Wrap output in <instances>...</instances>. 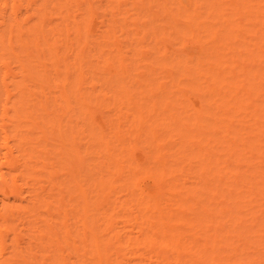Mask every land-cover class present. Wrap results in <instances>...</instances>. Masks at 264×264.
<instances>
[{
  "label": "bare ground",
  "instance_id": "obj_1",
  "mask_svg": "<svg viewBox=\"0 0 264 264\" xmlns=\"http://www.w3.org/2000/svg\"><path fill=\"white\" fill-rule=\"evenodd\" d=\"M24 1L0 0V264H264V126L256 124L264 122V0L232 7L220 0L206 14L205 0L136 1L141 16L113 7L119 0H58L53 15L68 17L62 22L58 13L59 26L50 24L49 5L44 25L38 0V23L25 18L28 27L18 10L25 5L27 15ZM95 4L107 22L96 35ZM69 10L78 17L70 21ZM223 49L238 66L229 67ZM212 104L229 108L228 122L213 113L216 124L205 123ZM205 133L217 143L208 152ZM136 149L143 155L133 159ZM208 166L218 175L229 168L226 186L219 176L207 195L231 210L205 247L196 242L205 240V226L192 220L200 219L202 200L188 197L205 187ZM144 182L158 191L140 192ZM21 183H32L31 191ZM255 213L260 225L238 221ZM20 219L33 224L19 230ZM134 219L155 224L133 236L125 223ZM239 240L248 247L220 251ZM206 249L214 259H205Z\"/></svg>",
  "mask_w": 264,
  "mask_h": 264
},
{
  "label": "rangeland",
  "instance_id": "obj_2",
  "mask_svg": "<svg viewBox=\"0 0 264 264\" xmlns=\"http://www.w3.org/2000/svg\"><path fill=\"white\" fill-rule=\"evenodd\" d=\"M30 1V3L31 2H36V0H29ZM29 1H24V2H29ZM38 1V0H37ZM41 1V0H40ZM40 1H38L37 3L39 4V5H37V3L36 4H32V5H30L29 3L27 4V3H24V2H22V3H24V4H26V11L29 13V14H33V16H31V15H29L28 17H27V15H28V13H27V15H26V12L24 11L25 10V5H24V7L23 8H21V9H18L19 10V14L21 15V16H23V15H25L24 16V18H20L21 20H20V22H22V24L21 25H23V24H26L25 23V21H27V20H33L34 22H35V19L34 18H37V16L35 17V15H37V8L39 9V7L41 8L42 6V4H43V6H44V9H43V11L44 12H42V14H44L45 12V16L44 15H42L43 17V22H44V25L46 24V26H48L49 25V23L48 22H50V17H52V19H51V22H50V24L51 23H54V24H52V25H54L55 26V23H56V25L57 26H59L58 25V20L56 21V19H58L57 17H59V14L57 13V14H55L54 13V15H56V18H54L53 16V13H52V10H54L55 8H57L58 6H57V2H58V0L56 1V0H47V1H43L42 0V2H40ZM136 1H138V2H140V1H143V2H145V0H132V1H125V0H119V4L120 3H122V4H118V5H116L117 4V2L116 1H114V6L113 7H116V6H120V8H122V10H124V8H125V12H127V10H128V14H132V15H135L136 13H138L140 16L141 15H143L144 14V11L142 12V13H140L142 10H144V7H143V5H140V4H143V3H141L140 2V4H138ZM219 1L220 0H212V2H211V0H205V6L203 7V9L205 10V14H206V12H207V10L209 9V8H220V6H219ZM226 5H230L231 7L233 6V4H234V0H222ZM88 2H90V4L92 3V0H88ZM127 2H128V4H127ZM200 2V0H198V3ZM42 3V4H41ZM129 3H132L131 5L129 4ZM134 3H135V5H134ZM200 3H203V1H201ZM41 4V5H40ZM101 4H103V3H101ZM47 5H49V6H52V5H55V6H57V7H55L54 8V6H52V7H50L49 8V6H48V10H49V12L51 11V15H53V16H51V15H47V16H50L49 17V19H48V17L46 16V14H48V11H47V9L45 8ZM96 6L98 5V4H95ZM104 5H105V3H104ZM123 5V6H122ZM125 5H126V7H125ZM129 5H130V7H129ZM132 5L134 6V7H132ZM28 6V7H27ZM101 5H99V6H97L94 10L95 11H93L92 10V12L94 13V17H92L91 19V22H92V27H91V29H92V31L94 32L96 29V31H95V33H93V34H95L96 35V33H100V31L98 30L99 28H102V31L104 30V27H103V25L104 24H102V22L103 21H100V19H97L100 15L98 14V10L101 8L100 7ZM103 6V5H102ZM106 6V5H105ZM98 7H100L99 9H97ZM104 7V6H103ZM102 7V8H103ZM106 7H108V6H106ZM226 7V6H225ZM230 7V8H231ZM36 8V9H35ZM54 8V9H53ZM131 8H132V10H131ZM51 9V10H50ZM97 9V10H96ZM134 9H136V10H134ZM21 10V11H20ZM40 10V9H39ZM56 10H58V9H56ZM103 9H101V11H102ZM23 11H24V14H23ZM40 11H42V10H40ZM55 11V10H54ZM53 11V12H54ZM84 12H85V14L87 13L86 11H85V9L83 10ZM97 11V12H96ZM104 11H109L107 8L104 10ZM196 11L198 12H203L202 10H201V7H198L197 9H196ZM72 12V11H71ZM70 12V10H69V15H71V18H70V16H69V18H70V21H71V19L73 18V16L75 15V13H73L74 15L72 16V13ZM83 12V13H84ZM123 12V11H122ZM131 12V13H130ZM133 12V13H132ZM40 13V12H39ZM71 13V14H70ZM92 13V14H93ZM96 13V14H95ZM99 13H101L100 12V10H99ZM77 14V13H76ZM138 14H136V15H138ZM61 15V14H60ZM96 15V16H95ZM20 16V17H21ZM65 16V14H62L61 15V17L59 18V19H61V21L63 22V18H65L66 19V21H67V19H68V17H64ZM207 15H205V17H206ZM262 16H263V14H260V13H257V14H255L254 15V17L255 18H258V19H260V18H262ZM30 17V18H29ZM44 17H46L45 18V21H44ZM78 16H76L75 15V18H77ZM25 18H27L25 21H24V19ZM40 19H42L41 18V16L39 17ZM74 18V19H75ZM82 17L80 16V19H81ZM223 18V20H226V19H230L231 18V15H229V11L227 10V11H225L224 12V16L222 17ZM23 19V20H22ZM46 19H48L49 21H46ZM37 20H39L38 18L36 19V22L38 23V21ZM55 20V21H54ZM77 20H79V18L77 19ZM233 20H234V22H235V24H238L239 23V25H243L244 24V21H243V19H241V18H238V16H233ZM23 21H24V23H23ZM100 21V22H99ZM217 21H219L218 20V18H217ZM31 21H29V24H31V26L32 25H34L35 23L34 22H31ZM40 22H41V20H40ZM48 23V25H47V23ZM62 22H60V25H61V23ZM219 22H221V21H219ZM104 23H106L107 24V22L106 21H104ZM68 24H70V26L72 25L71 24V22H68ZM105 24V25H106ZM27 25V27H28V24H26ZM104 25V26H105ZM25 26V25H24ZM102 26V27H101ZM27 27H24V29L25 28H27ZM101 31V32H102ZM55 34V33H54ZM52 35V34H50L49 33V37H52V36H55V35ZM51 35V36H50ZM212 36H213V32H212V35H205V42H208L211 38H212ZM54 38V37H53ZM53 38H51L52 40H53ZM73 38V37H72ZM248 41V40H247ZM250 41V40H249ZM250 43L251 44H257L256 42H253V41H250ZM230 49H232L231 47H230ZM233 50H241V48H240V46L239 45H237V44H235L234 45V47H233ZM221 54H222V56L223 55H225V60H228L229 61V67H231L232 65H234V66H238L239 65V62H235L233 59H232V56H231V50H227V49H223V50H221ZM251 61H253V60H251ZM253 63H254V65L256 64L255 63V61H253ZM232 72V71H231ZM233 73V72H232ZM233 75H235V71H234V73L233 74H231L230 76H233ZM238 75V74H237ZM212 87V85H211V82H207V84H205V99H207V98H209V96H212L211 95V91H210V88ZM3 101H4V94H3V92H2V94H1V97H0V110H1V105H2V103H3ZM213 101H214V99L212 100V103H213ZM229 100H227L226 99V102H228ZM213 105V104H212ZM219 105L220 104H217V105H213L212 106V108H211V110H210V114L209 115H207L206 117H205V123L206 124H216L215 122H216V119H217V117H214L213 116V113H216V114H218L219 115V117L220 118H225V119H227V122L229 121V119H230V117H229V112H228V110H229V108H225V107H219ZM248 120H249V117H246ZM232 121L234 122V119H232ZM257 126H264V122H262V121H258L257 123ZM2 134H1V132H0V147L3 145V140H2ZM207 139V141L205 142V152H208V149L209 148H212L213 146H217V143L216 142H214L213 141V139L211 138V137H209L206 133H205V140ZM258 146L260 147V150L261 151H263L264 152V136L263 137H260L259 138V143H258ZM143 153V152H142ZM141 152H140V149H136V150H134V152L132 153V157H133V159H137V157L138 156H142L143 154H142ZM140 154H142V155H140ZM134 155V156H133ZM139 158V157H138ZM251 163H252V165L254 166V167H256V168H263V166L260 164V160H258V158H257V156L256 155H252V160H251ZM229 169V168H228ZM228 169H221V173L218 175L217 173H216V171H214L210 166H208L207 167V169H206V171H205V174L204 175H202V178L203 177H205V182H206V185H205V187H203V188H201L200 189V193H198V195H197V197L195 198V197H188V202L189 203H193V202H196L197 203V201H199L198 199H200V200H202V203L201 204H198L197 205V208L198 209H200V208H202V207H204L203 209H201V211H202V214H200V216H199V218L200 219H192L193 221H195V220H197L198 221V223L199 224H203L204 226H205V240H203V239H198L196 242H197V244H199V245H201V244H203L204 242H205V247L206 246H208V245H210L215 239H218V236H217V234L219 233V232H221V231H219L220 229H225L227 226H225V222L227 221V217H228V214H229V212H230V210H231V207L229 206V205H227V202L228 201H226L225 203L223 202V201H221V199H217V200H214V199H210L209 198V196L207 195V192H209V193H211V192H213V191H216L217 189L216 188H213V189H210V190H208V188L209 187H211L212 186V182L214 181H218V177L220 176V178H221V183H223L225 186H226V182L228 181L227 179L230 177V175L229 174H225L227 171H228ZM243 169H244V165H242V166H239V168L237 169V171H239V172H243ZM230 174H231V172H230ZM233 177V175H231V178ZM230 180V179H229ZM220 183V182H219ZM219 183H218V186H219ZM22 185H23V187H22V191L23 192H29V191H31L30 189L33 187L32 186V183H28L27 185H24V183H21ZM185 184H186V186H189V185H191V184H194L192 181H190V180H188V181H186L185 182ZM46 184H44V183H41L40 184V186H45ZM21 189V188H20ZM19 188H17V190H18V192L19 191H21ZM214 189H216V190H214ZM141 190L142 191H140V192H143L144 194H146V195H149V194H155L157 191H158V188H157V186H154L153 184H151V182H144V185L141 187ZM218 190H221V187L219 186L218 187ZM229 199V197H225V200H228ZM213 209V208H215L216 210H218L222 215H224V216H221L222 218L221 219H213L212 217H210L209 216V214L208 213H205V212H207V210L208 209ZM256 214V216H257V218L256 219H239L238 221H244L243 222V227H246V226H248V227H250V226H252L253 224H258V225H260L261 223H262V220L263 219H259L261 216L258 214V213H255ZM227 215V216H226ZM193 217V216H192ZM205 217V218H204ZM22 219H20V221H21ZM28 220H30V219H27V220H25V222H26V224L24 223V220H22L23 221V223L21 222V224H20V222H18V225H17V227H19V225H20V227H19V230H22V229H25V227H26V229H28L27 227H28V225H30V227L32 226L31 224H33L32 222H29ZM155 220H157V219H155ZM19 221V220H18ZM158 221V220H157ZM14 222V221H13ZM15 223H16V221H15ZM15 223H13V224H15ZM22 224H24V225H22ZM154 224H155V222L153 221V219H134L133 220V222H129V223H125V228H126V230L128 231V232H131V234L134 236V235H136V233H137V231H139V228L141 227V226H143V227H145V228H151V227H154ZM27 225V226H26ZM20 228H22V229H20ZM215 229H216V231H215ZM242 231L244 230V228L243 229H241ZM245 231V230H244ZM23 234H26V232L25 233H23ZM248 247V245H247V243H245V242H243L242 240H239V241H237V242H231V243H229V244H227V245H225V246H221L220 247V251L221 252H227V254H229V253H233L235 250H237L236 252L238 253L240 250H242V249H244V248H247ZM139 254H142L143 256H145L146 257V259H149V258H151L152 257V255L150 254V255H146L145 254V251L144 250H142V249H140V251H139ZM215 255L216 254H213V253H211L210 251H208L207 249L205 250V259L206 260H208L209 259V261L211 260V259H214L215 258ZM131 257H132V255H131ZM152 261H153V259H152ZM208 262L207 261H205V264H207ZM148 264H150V263H148ZM234 264H247V262L245 261V262H234Z\"/></svg>",
  "mask_w": 264,
  "mask_h": 264
}]
</instances>
